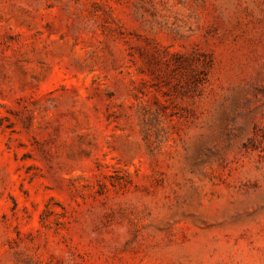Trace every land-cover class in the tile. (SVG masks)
<instances>
[{"label": "rangeland", "instance_id": "374dc122", "mask_svg": "<svg viewBox=\"0 0 264 264\" xmlns=\"http://www.w3.org/2000/svg\"><path fill=\"white\" fill-rule=\"evenodd\" d=\"M0 264H264V0H0Z\"/></svg>", "mask_w": 264, "mask_h": 264}]
</instances>
